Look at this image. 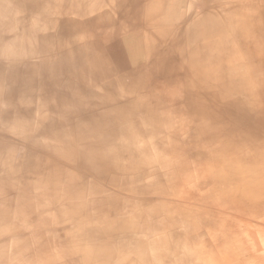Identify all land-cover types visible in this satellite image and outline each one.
<instances>
[{
    "label": "bare ground",
    "instance_id": "1",
    "mask_svg": "<svg viewBox=\"0 0 264 264\" xmlns=\"http://www.w3.org/2000/svg\"><path fill=\"white\" fill-rule=\"evenodd\" d=\"M261 46L264 0H0V264H240L213 214L264 264V101L217 76Z\"/></svg>",
    "mask_w": 264,
    "mask_h": 264
},
{
    "label": "rangeland",
    "instance_id": "2",
    "mask_svg": "<svg viewBox=\"0 0 264 264\" xmlns=\"http://www.w3.org/2000/svg\"><path fill=\"white\" fill-rule=\"evenodd\" d=\"M256 24H257L256 26L258 29L259 24L258 23H256ZM261 41H262V39H260V42ZM260 51H262V53H264V47L261 46V48H259L258 52H260ZM247 54H248V58L250 60L248 62H246L245 67L236 68L235 66H233L231 69L227 68L226 72L219 73L217 76L219 77L221 74L222 76H225V77H228L229 79H232L233 77H236L237 75H242L244 77L243 82H242L244 84V86H246L247 89H251V90L256 91V94L253 96V98L257 99V100L259 99L260 101H264V63H259L260 62L259 61L258 62L259 64H258L256 62V60L252 57V53H247ZM221 55H222L221 52H219L218 55H216V58L214 60H220L222 58ZM243 57H244L243 53L242 54L234 53V54H230L227 56V58H230V59H232L238 63H240V60L245 61ZM255 57L259 58V54L257 53ZM214 60H212V61H214ZM209 64H211V62ZM133 84L136 85L137 87L143 85L142 83H133ZM149 85L151 86V83H149ZM140 88H143V87H140ZM222 89L223 88L217 89V92H221ZM141 90H143V89H141ZM232 99L236 100V98H232ZM248 99H250V98H248ZM217 107L218 106H216V107L214 106L212 108L203 109L205 111L202 110V111H199V113L202 115H205V113L210 112L211 110H214ZM138 108H139V106L137 108H132L131 110H134V112H137L136 110H138ZM218 109H219V107H218ZM131 110L129 109L128 113ZM96 112H97V110L93 109L91 113L84 115V116L77 117V120H81L84 118H93L92 120L96 121L99 118H95L92 116ZM229 112H230V108L228 107L226 110L224 109L223 114L217 118L221 119V118H223V116L225 117ZM104 117H107V116H104ZM253 117L254 116H248L247 119L249 121L255 122L257 119L256 118L253 119ZM259 120H260V123L258 124V126L255 127L254 132H253V134H255V135L258 133L260 134L262 132L264 133V124H263L264 123V116L262 119H259ZM261 150L264 151V145L261 148ZM74 176L75 177L73 178V181L80 182L78 180V178L76 177L77 175L74 174ZM262 176H263L262 182H264V174ZM94 180L96 181L95 183L98 186H100L101 188L103 187L106 190L112 192V188H111V187H113L112 185L104 184L102 181H99L97 179H94ZM258 180L259 179L255 178V177L251 178L249 185L246 187V190L252 188L256 184V182H258ZM261 189H264V186ZM98 190L100 191L99 188L97 189V191ZM262 192L256 193L255 195L252 194L250 196L248 193H241V192L240 193L239 192L238 193H229V192H226L223 194L222 200L228 201L227 202L228 204L231 203L233 206L239 207L240 204L244 203L245 205H247V204L251 203L253 201V199H256L259 195L262 194ZM120 196H122V194H120ZM262 202H263V200L260 201L258 204L259 205L264 204V202L263 203ZM166 203L168 205H170V203H171V205L173 204L172 202H169L167 200H163L160 197H156L151 203L146 204L144 209H145V211H149V208L151 206H153V207L161 206L162 207ZM175 211L179 215H181L182 213L183 214L186 213L189 216H191L190 214H192V217L197 215L194 211H192V209H188L187 207L186 208L180 207V208L176 209ZM163 213H166V211L164 210ZM206 214H202V215L204 216ZM208 214H210V213H208ZM207 220L209 222H214V220H216L214 223L215 225L211 224L213 227V230L211 232H208L209 236H210V241L208 242V245L206 243V245L197 244V246H198V250H200V251L205 250V253L207 252V254L210 255L211 258H213V259H211L212 261H214L215 259H218L219 255L224 254L227 259H231V260L234 259L235 263L237 261H239L240 264H248V263L254 262L253 261L254 259H258V258H261L263 256V252L261 250L262 248L260 249V247H258L259 241H257L256 243L253 242L252 240H250L248 238L247 233L245 231H243L240 227L225 223L223 216L221 218L217 214H213L212 216L206 217L205 219H203V221H205V222H207ZM219 229H220L219 234H218L219 236H222V233L226 234V237L224 239H221V240L215 239V236L217 235ZM239 236H242V238L239 239ZM236 250L239 251L238 252L239 256L237 257V259L234 256H231V258H229V255H231V253L233 251H236ZM196 259L197 258H195V260ZM202 259L199 260V258H198V260L195 264H206L205 261ZM225 264H229V263L227 262Z\"/></svg>",
    "mask_w": 264,
    "mask_h": 264
}]
</instances>
